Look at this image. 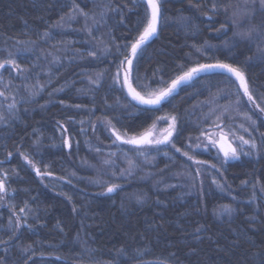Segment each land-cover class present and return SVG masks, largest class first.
<instances>
[{
  "label": "trees",
  "instance_id": "obj_1",
  "mask_svg": "<svg viewBox=\"0 0 264 264\" xmlns=\"http://www.w3.org/2000/svg\"><path fill=\"white\" fill-rule=\"evenodd\" d=\"M214 2L227 5V13L209 11ZM74 4L88 17L74 13ZM252 10L251 0H161L163 19L134 60L133 75L155 90L182 74L181 68L218 59L245 69L264 107L259 99L264 59L258 51L264 49V10L258 0L254 15ZM144 14V0H0V61L15 59L24 70L23 75L5 70L10 100L0 98V174L9 173L0 200V239L8 241L0 244L2 264H264V157L242 155L222 164L213 150L191 149L202 131L221 122L227 132L254 136L259 144L258 133L250 136L245 131L250 122L239 114L249 113L264 132L259 112L237 96L235 78L226 80L228 74L219 71L181 84L158 106L133 101L113 78L128 51L125 45L142 31ZM250 30V37L241 35ZM205 42L208 56L193 47ZM133 86L146 90L136 81ZM13 100L16 106L9 111ZM163 115L178 118L181 135L174 137L175 147L144 150V155L113 144L105 127L110 120L122 134L139 135ZM61 124L68 129L65 137ZM63 138L71 139L72 148ZM183 152L208 163L196 165ZM21 153L52 173L45 175L48 185ZM129 160L135 161L131 175H121ZM213 178H223L226 191ZM110 183L121 187L107 193ZM227 204L236 209L232 217L218 216L219 206ZM251 216L258 218L255 226ZM17 217L21 227L9 240V218L14 224Z\"/></svg>",
  "mask_w": 264,
  "mask_h": 264
},
{
  "label": "snow or ice",
  "instance_id": "obj_2",
  "mask_svg": "<svg viewBox=\"0 0 264 264\" xmlns=\"http://www.w3.org/2000/svg\"><path fill=\"white\" fill-rule=\"evenodd\" d=\"M251 3L253 5L252 14H255V4L257 3V0H251ZM258 3L260 5L261 10H264V0H258ZM145 4V14L144 19L140 21L142 25V31H139L138 37L135 39L133 43L129 45H125V48L128 49L126 53H122L123 59L120 60L119 66L116 69V74L114 76V82H117L121 85V87L127 88V93L129 96H131L133 101H136L138 105H148V106H158L161 104L162 101L166 100L168 97H170L177 87H179L181 84H188L191 81L196 80L198 77H200L202 74H209L214 73L216 70H219L220 74H228L226 75V80H230L232 77L235 78L234 82L237 85V96L238 97H246V100L244 103H250L252 107L259 112V116L261 118V122L264 123V107L261 106V103L257 101V96L254 95L253 88L250 82V78L246 75V71L244 68L237 64L227 63L221 60H216L214 63H200L195 62L194 66L187 67L186 70L181 68L182 74L177 75L174 79H171L170 83L166 87L158 88L155 90H147V85L140 84V76L133 75L134 73V60L138 58V54L140 51H142V48L146 46V44L157 35L158 32V26L160 25L163 15L161 11V0H144ZM111 10V9H110ZM118 10V9H116ZM223 10L225 13L228 11L227 5H220L219 7L214 2L211 6L209 11H220ZM72 11L74 13H79V15L84 16L85 18L88 17V13L84 12L83 9L79 7L78 4H74ZM76 17L72 16L69 17V19L74 20ZM64 17H61V21H63ZM224 25H221L220 29H217V31H220L224 28ZM87 31L91 33L92 29L88 28ZM252 34V30H250L247 33L241 34L245 38L250 37ZM48 33L45 32V36H47ZM225 45L228 47H231L227 45V42H225ZM207 46V42H205V45H193L195 50L204 55L208 56V51H205V47ZM211 48L209 47V51ZM258 51L261 53L260 58L264 59V49L258 48ZM89 56H95V52H89ZM11 56V53H9V57ZM251 59V58H249ZM7 66V67H6ZM0 70H15L17 73H20L23 75V69L21 68V65H19L15 59L12 58H6L2 61H0ZM101 75L102 74H98ZM3 77L0 76V80H2ZM133 81H136L137 84L140 87H144L146 90L142 93L141 91L137 90V87L133 86ZM160 81L162 83H166L163 81V77L160 78ZM93 84H98L99 79L93 80ZM8 85L5 84V87ZM242 89V92L240 91ZM0 97H5L6 93L3 90H0ZM260 101H264V95H261L259 97ZM63 103V102H61ZM236 105L239 106L241 103V100L238 98L236 100ZM16 106L15 100H13L12 103L8 104V110L12 111ZM74 107H81L80 105H75ZM144 111H149L151 109H143ZM224 112H228V108L224 107ZM240 115L245 116V118L250 122V128L245 129L246 132L249 133L250 136H252L253 133H258L260 137V143L258 144L255 137L253 136L251 139H245L244 136H236L231 129H229L228 132H224V124L223 122L214 124L213 127L216 128L217 135L216 138H213V136L205 131L201 132V135L204 136L207 140V143L201 141L200 143H197L194 145L196 148L203 147L205 149H208L210 147H217L218 154L219 152H223L222 164H227L230 160H238L242 155L248 156V157H264V132L259 131V126L257 124V120L253 119L252 116L247 113H239ZM71 119V118H70ZM219 120L220 117H217ZM0 120H3V114L0 113ZM157 120H164L165 123L168 124L167 128L161 130L159 134L156 132V125L153 123V125L150 128L145 129L141 134L139 135H129L128 131L125 130L123 134H121L120 131L117 130V128L112 124L110 120L106 121L105 127L110 129L111 134L115 137L113 139L112 143L116 144L117 141H119L121 144L125 145H134V146H144V150H146V146H152V145H164V144H171L172 147H175V143L173 142V138H179L181 135L180 129L177 127V120L178 118L176 116L171 117H157ZM170 120V122H169ZM83 123V122H81ZM61 129V136L65 137V134L67 133L68 129L64 125H59ZM241 128H244V125H240ZM93 130H95L93 128ZM229 136H232V140H229ZM235 142H239V147L234 146ZM78 143V142H77ZM62 144L66 145L68 148H72V141L70 138H63ZM245 147H247V151H245ZM144 150H139L140 155H144ZM177 151H181L179 148L176 149ZM97 153L101 151V149L97 148L95 149ZM8 156H11L12 153L9 152L7 154ZM23 156V159L27 161V163L31 166H33L35 172L37 175L43 177L45 175L51 176V172L44 173L41 171L40 167H37L34 163V161L24 153H21ZM112 155H115V153H112ZM184 156H188L190 160H194V157L189 156L188 152H183ZM195 164L201 165V164H207V161H200V160H194ZM105 164H111L110 160H105ZM135 166L134 160L128 161V168L121 170V175H123L124 172H127L129 175H131V169ZM213 168L216 167V165H212ZM197 176L200 175V168L197 167L195 169ZM115 175V173H113ZM9 180V173L7 171H4L2 174H0V200H3L4 195L7 194L8 188H7V181ZM223 178L221 179H212V183L219 188L221 191H226L225 183L222 182ZM99 182V181H98ZM199 183L201 184V187L203 186V180H200ZM244 185L248 184V181H242L241 182ZM259 181H257V184ZM257 184H253L252 188L255 190ZM121 186L118 183H110L107 184V187L105 191L107 193H113L117 191ZM168 187H172L169 185ZM260 191L264 192V184H260ZM230 194V193H229ZM67 195V194H65ZM68 199H72V197H68ZM143 197L138 196L137 201L143 202ZM237 199L235 196H233V200ZM251 203H256V197L253 195L250 197ZM27 207V205H26ZM259 207V205H257ZM75 211V208L73 209ZM21 212H24V209L22 208L20 210ZM236 211L232 207L231 204L227 205H220L219 206V212H217V215L220 217H223L227 215L229 218L232 217L233 213ZM249 223L252 226H255V224L258 222V218L256 216L248 217ZM23 223H27L26 220L23 221ZM9 225L11 226L12 235L9 236V240H12L15 238V233L19 231L21 227V221L20 218L17 217L15 223L13 224V221L11 218H9ZM59 226V224H58ZM28 227H32V225H28ZM203 226H200L195 229L196 232L201 231ZM199 238V237H197ZM7 240L0 239V244H7ZM236 244H239V240L235 241ZM23 251H27V249H24ZM195 251V250H193ZM174 255V254H173ZM31 259V257H29ZM0 264H2V261H0ZM25 264H27V261H25ZM164 264H168L167 261L164 262Z\"/></svg>",
  "mask_w": 264,
  "mask_h": 264
},
{
  "label": "rangeland",
  "instance_id": "obj_3",
  "mask_svg": "<svg viewBox=\"0 0 264 264\" xmlns=\"http://www.w3.org/2000/svg\"><path fill=\"white\" fill-rule=\"evenodd\" d=\"M13 71H15V70H13ZM4 72H5V70H1V72H0V76L3 77V79L0 80V90H3V91L6 93L7 98H5V97H0V98H1L3 101H5V102H9L10 97L8 96L7 91H6V88H5V74H4ZM15 72H16V71H15ZM160 117H171V116L163 115V116H160ZM169 122H170V120H169ZM155 125H156V132H157V134H159V132H160L161 130L167 128V126H168V124L165 123L164 120H156V121H155ZM217 131H218V130H217L216 128L213 127V128H211V129H209V130H207V131H205V132L210 133V134L213 136V138H216ZM107 132H108V134L114 139V136L111 134V132H110V130H109L108 128H107ZM224 132H227V131L224 129ZM174 137H175V136H174ZM173 140H174V138H173ZM229 140H232V136H229ZM201 141L207 143L206 138H205L204 136H202V135H199L197 138H195V139L193 140V143H192V145H191V149H192V151H194V152L199 151V152L207 153V152H210L211 150H213V151L216 152V154H217L220 158L223 157V152H219V154H218V149H217V147H210V148H208V149H205V148H203V147H200V148H196V147H194V145H196L197 143H200ZM116 144H117V145H120L119 143H116ZM120 146H124V145H120ZM169 146H171V144L159 145L158 147H155V148H154V147H153V148H146V150L160 149V148H163V147H169ZM234 146L239 147V142H235ZM124 147H127V146H124ZM151 147H152V146H151ZM127 148H130V147H127ZM245 148H246V147H245ZM132 149L144 150V147H143V148H132ZM232 161H236V160H230L229 162H232ZM229 162H228V163H229ZM196 165H197V164H196ZM40 180H41L44 184H46V185L49 184V183H48L49 181L47 180V178H46L45 176H43V177L40 176Z\"/></svg>",
  "mask_w": 264,
  "mask_h": 264
},
{
  "label": "water",
  "instance_id": "obj_4",
  "mask_svg": "<svg viewBox=\"0 0 264 264\" xmlns=\"http://www.w3.org/2000/svg\"><path fill=\"white\" fill-rule=\"evenodd\" d=\"M155 37V36H154ZM7 67V66H6ZM216 71H219V70H216ZM0 72H1V70H0ZM148 106V105H147ZM110 130V129H109ZM122 134V133H121ZM114 139H115V137H114ZM117 143H119L120 145H124V146H127V147H130V148H143L144 146H134V145H125V144H121L119 141H117ZM165 145V144H164ZM155 148V147H158V146H156V145H152V147L151 146H146V148Z\"/></svg>",
  "mask_w": 264,
  "mask_h": 264
}]
</instances>
